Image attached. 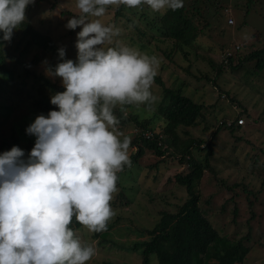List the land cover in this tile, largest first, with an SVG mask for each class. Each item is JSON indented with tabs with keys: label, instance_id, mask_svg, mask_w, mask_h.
<instances>
[{
	"label": "trees",
	"instance_id": "16d2710c",
	"mask_svg": "<svg viewBox=\"0 0 264 264\" xmlns=\"http://www.w3.org/2000/svg\"><path fill=\"white\" fill-rule=\"evenodd\" d=\"M39 1L41 0H36L26 7V19L21 27L14 30L10 42L0 41V152L10 150L13 145L21 148V143H25V157L35 142V136L26 133V127L37 115H47L50 109L56 108L50 103V96L63 90L60 78L47 76L45 69L54 66L60 60L57 52L60 47L65 49L64 59L75 61L76 33L80 30V26L70 29V42L62 44V40L55 36L53 17L48 15L40 18L37 14ZM56 1L53 0V8H56ZM224 6L220 0H184L182 8L175 11L167 10L163 14L153 12L147 5L135 8H126L123 5L118 8L110 6L107 8L112 14L106 24H112L121 30L119 36L114 39L131 42L141 53L155 55L161 61V72L154 77L155 84L159 85L153 95L155 101L150 105L117 106L113 110L118 124L132 127L135 132L129 145V148L134 149L130 156L131 165L125 166L117 173L118 194L109 203L117 207L133 202L136 192L131 195L133 186L127 190L125 181L129 179L126 177L136 175V169L143 168L140 159L148 151L160 157L159 161L149 166L155 171V179L161 169V162L168 158L178 160L185 167L173 176L176 183L185 188L187 197L184 202L173 206L172 209H162L159 212L160 217L151 228L142 227L137 230L133 226L120 227L129 232H138L139 239L134 244L126 245L122 241L102 236L104 242H112L138 252L142 257L141 264H245L247 255L259 242V238H254L256 236L252 220L257 221L256 229L259 234V229L264 224L256 210L260 205L264 208V181L258 188H249L246 184L242 187L241 193L246 194V200L251 208L248 222L252 221L245 235L222 233V229L215 223L222 220L225 214L224 205L221 207L214 205L212 200L214 194L205 195L201 184L204 177H218V173L227 172L220 175L214 184L232 192L230 200H236L241 194L233 191L240 183L237 181L229 183L230 178H235L234 168L238 172L249 170L252 176L261 174L244 165L238 155L241 144L252 147L253 152H248L245 157L260 163L264 169L261 162L264 148L258 147L254 139L246 136H249L246 127L259 124L262 119L256 117L218 81L226 70H230L232 72L230 74L256 90L261 83L257 78L264 74V44L247 52H241L240 46H237L235 52L225 49L228 51L219 56L213 54L212 49H205L197 43V39L205 35L207 29L212 26L207 10L211 9L210 16L213 17ZM68 11L62 10L59 16L69 18L68 16L75 13L72 10ZM180 59L187 61L186 67L183 68L188 74L195 62H207L216 70L214 76L205 74L199 79L211 83V89L216 94L214 103L200 102L195 97L201 98L202 95L193 97L185 91L187 87H191L190 82L180 74H175V66H178ZM167 68L173 69L170 72L172 84L162 76V72ZM182 78V83L176 86L177 79ZM150 90L153 93L152 87ZM194 92L197 90L194 89ZM225 95L232 100L236 99L243 111H239L233 117L228 113L229 106L224 105L221 109L225 113L221 115L216 112L214 109L219 107V102ZM19 113L21 115H18ZM240 118H243L242 123L239 122ZM195 128H199L202 133L199 134ZM209 129L210 136H207ZM222 132L229 133L233 138L228 150L231 158L235 159L234 163L226 168L217 166L219 159H216L217 162L214 161V154L217 153L215 137ZM199 151H205V156L201 157ZM169 179L171 181V178ZM226 193L225 191V195ZM162 197H166L165 192ZM238 211L239 208L235 207V215ZM213 217H216L215 221ZM120 219L118 216L113 222L119 223ZM113 222L108 221L106 228L114 225ZM69 226L79 238L77 230L83 225L73 218ZM100 234L101 232L97 233ZM145 235L148 237L143 238ZM95 264L121 263L106 260Z\"/></svg>",
	"mask_w": 264,
	"mask_h": 264
},
{
	"label": "clouds",
	"instance_id": "9594fccd",
	"mask_svg": "<svg viewBox=\"0 0 264 264\" xmlns=\"http://www.w3.org/2000/svg\"><path fill=\"white\" fill-rule=\"evenodd\" d=\"M34 0H0V41L10 42ZM184 0H74L65 27L76 33L77 55L45 74L63 87L50 96L56 108L26 127L35 142L28 155L13 145L0 152V264H86L96 253L69 226L106 230L115 215L117 173L131 165V140L116 129L114 108L150 105L160 60L119 40L120 29L102 23L109 6L147 5L153 12L182 8Z\"/></svg>",
	"mask_w": 264,
	"mask_h": 264
},
{
	"label": "rangeland",
	"instance_id": "374dc122",
	"mask_svg": "<svg viewBox=\"0 0 264 264\" xmlns=\"http://www.w3.org/2000/svg\"><path fill=\"white\" fill-rule=\"evenodd\" d=\"M35 1L36 0H34V2ZM220 1L225 6L223 9L218 11L217 15L212 17L210 16L211 9L207 10L212 26L207 29L208 31H206L205 35H202L197 39V43L205 49H212L211 52L219 56L224 53L225 49L235 52L237 46H240L239 50H241V52H247L248 50L251 51L252 49L262 46L264 44V0ZM52 4L53 0L39 1L37 14L40 18L47 17L48 15L52 16V26L55 28L54 33L56 38H60L63 42H61L62 44H68L71 39L69 33L70 29L66 28L65 25L70 17L78 13V10L75 8L74 0H57L55 5L56 8H53ZM207 5L208 4L206 3V6ZM110 7L115 8L113 6ZM62 10H72L75 13L68 16L69 18L66 16L60 17L59 13L62 12ZM111 14L112 12L109 11V9H106L105 15L99 19L102 23L106 24ZM230 18L234 19V23H229ZM121 42L136 48V46H133L131 42H127L125 40H122ZM227 51H225V53ZM186 62V60L180 59L178 61V66H175V74H180L191 84V87H187L185 91L193 97L202 95L201 98L195 97L197 100H200V102L204 101L209 104L214 103L216 101V94L211 89V83L205 79H199L204 77L203 75L205 74L214 76L216 70L212 69L207 62H195V65L192 66V69H190L191 72L188 74L183 68L186 67ZM160 69L161 61L157 73L161 72ZM172 70L173 69L167 68L164 72H162V76L169 84H172L173 81V79L170 78V72ZM225 72V74L222 75L223 77L218 78L219 83L224 89L231 92L238 101L240 100L245 107L252 111L256 117L262 119L259 124L246 127L249 132V136H246L251 140L254 139L257 142L258 147L261 146L264 148V74L257 78L261 81V83L255 90L251 86L243 84L237 76L230 74L232 73L230 70H226ZM183 78L177 79L178 81L176 82V86H179L182 83ZM151 87L153 89L152 95H155L159 85L155 84L153 81ZM194 89H196L197 92H194ZM203 95L205 97H203ZM236 99L232 100L230 97L225 95L219 102V107L214 110L222 115L225 111H222L221 107L227 105L229 106L228 113L234 117L239 111H243V109L238 105V101H236ZM144 114L145 113H143V115ZM18 115H21V113ZM245 123L244 119V124ZM116 129L122 134L121 138H123V136H128L130 140L135 132L134 128L121 126L120 124L116 125ZM195 130H198L199 134L202 133L199 128H195ZM198 132L196 134H198ZM206 135L210 136V129ZM215 140V150H217V153L214 154V161L217 162L216 159H219V164H217V166L226 168L230 164H233L235 159L234 157L233 159L231 158L228 150V147L231 144L230 142L233 141V138L229 133L222 132V134L215 137ZM20 146L21 149L24 150V153H26L25 143H21ZM252 150L253 149L250 145L243 146L241 144L238 149V155L241 160H243L246 167L253 168L255 173L261 174L258 176H252L249 170L247 171L244 169L241 172H238L234 166V170L230 168L235 171V178H230L231 180L229 183L236 181L240 183V186L233 191L235 193L237 191V193L241 194L236 197V200H230L232 192L229 190L227 191L223 186L219 187L216 183L214 184V181L217 182V179L221 177L222 174H226L227 172L218 173V177H204L201 184L204 188L205 195L211 196L214 194L212 198L214 205L220 207L224 205L225 214L223 215L222 220L215 223L218 228L222 229V233L229 232L230 234L245 235L248 232V225L252 221L254 222L253 232L256 236L254 238H259V242L254 245L247 255L245 264H264V226H261V229H259L260 232L257 234V221H254L253 219L251 222H248L251 208L246 200V194L241 193L243 192L242 187H244L245 184L248 185L249 188H258L260 183L264 181V169L261 168L260 163H256L245 157V154L253 152ZM133 151L134 149L132 148L128 149L129 158ZM198 154H201V157H204L205 151H199ZM159 160V156L151 151H148V153L140 159V163L144 165L143 168L136 169L135 167L137 174L126 177L129 179L128 181H125L127 190L133 186V191L130 193L132 195V193L135 194L136 192V196L134 195L135 199H133V202L129 205L123 204L117 207L116 205H110L115 211V215L109 221L112 223L116 218H118V216L121 217L119 223H116L117 225L113 222L114 225H109L106 230L101 231L100 235H97V232H89L84 226L77 230L80 240H83L82 243L92 244L96 249L95 255L87 261L86 264L101 263L106 260L121 264H141L142 257L138 252L112 244V242H104L102 239L107 237L122 241L126 243V245L134 244V242L139 239V235H137L138 232H129V230L121 228L124 226H133L136 227L137 230L142 227L151 228L160 217L159 212L162 209H172L173 206L184 202L187 197L185 188L178 185L173 177L176 172L185 169L184 165L179 163L178 160L168 158L165 162H161V169L155 179V171L151 170L149 166L154 165ZM261 162L264 164V153L261 155ZM169 178H171V181ZM117 189L119 190V187H117ZM118 190L113 194L112 200L116 198ZM225 191L227 192L226 195ZM164 192L166 197H162ZM235 207L239 208L237 215H235L234 212ZM256 213L261 215L260 221L264 224L263 205H260V207L257 208ZM212 219L215 221L216 217H213ZM119 229L121 230L119 231ZM147 237L148 235L143 236V238Z\"/></svg>",
	"mask_w": 264,
	"mask_h": 264
},
{
	"label": "built area",
	"instance_id": "2783aa9c",
	"mask_svg": "<svg viewBox=\"0 0 264 264\" xmlns=\"http://www.w3.org/2000/svg\"><path fill=\"white\" fill-rule=\"evenodd\" d=\"M229 22H230V23H234L233 19H230ZM239 122L242 123V122H243V118H240V119H239Z\"/></svg>",
	"mask_w": 264,
	"mask_h": 264
}]
</instances>
